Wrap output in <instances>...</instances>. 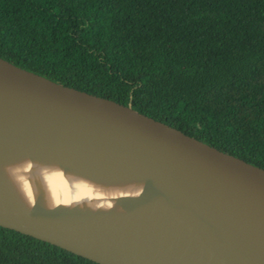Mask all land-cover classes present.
I'll use <instances>...</instances> for the list:
<instances>
[{"label": "water", "instance_id": "95a60500", "mask_svg": "<svg viewBox=\"0 0 264 264\" xmlns=\"http://www.w3.org/2000/svg\"><path fill=\"white\" fill-rule=\"evenodd\" d=\"M29 160L34 206L7 171ZM45 168L62 197L142 191L49 209ZM0 226L99 264H264V168L0 57Z\"/></svg>", "mask_w": 264, "mask_h": 264}, {"label": "trees", "instance_id": "16d2710c", "mask_svg": "<svg viewBox=\"0 0 264 264\" xmlns=\"http://www.w3.org/2000/svg\"><path fill=\"white\" fill-rule=\"evenodd\" d=\"M0 57L264 168V0H0ZM0 264H99L0 226Z\"/></svg>", "mask_w": 264, "mask_h": 264}, {"label": "clouds", "instance_id": "9594fccd", "mask_svg": "<svg viewBox=\"0 0 264 264\" xmlns=\"http://www.w3.org/2000/svg\"><path fill=\"white\" fill-rule=\"evenodd\" d=\"M33 168L32 161H25L16 166H10L7 171L9 172L11 178L18 186L19 190L23 194L24 198L26 199L28 205H35V198L33 193V187L31 184L28 183V180L22 173L30 172ZM45 178L48 181L49 187L51 188V199L47 200V207L49 209H55L60 205H71V204H80L82 201H89L88 207L92 209L102 208V209H112L114 200L119 197H136L139 196L142 189H137L135 185H132V188H129L126 191H112L107 195L112 197V199L105 198L100 203H92L91 201L97 199V196H94V188L91 184H89L84 179H79L75 183V187L78 190L75 195H72L70 191H66L63 193V197L61 193L57 190L56 186L52 184L53 176H58L63 178V172L56 171L53 172L51 175L48 174V169H44ZM67 186V182H65V187Z\"/></svg>", "mask_w": 264, "mask_h": 264}]
</instances>
